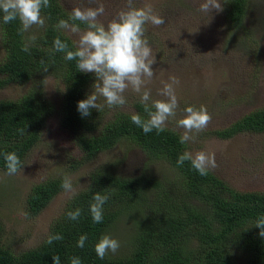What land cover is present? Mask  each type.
I'll use <instances>...</instances> for the list:
<instances>
[{
    "label": "trees",
    "instance_id": "1",
    "mask_svg": "<svg viewBox=\"0 0 264 264\" xmlns=\"http://www.w3.org/2000/svg\"><path fill=\"white\" fill-rule=\"evenodd\" d=\"M50 4L42 9L45 27L36 34L37 40L30 52L21 50L24 41L18 32L19 20L5 24L0 12L3 50L0 88L11 82L29 83L19 98L0 100V169L7 170L5 152L15 151L23 161L39 141L47 117L56 112L53 102L41 89L42 77L51 74L64 84L60 126L82 150L77 165L125 140L139 148L149 160L168 162L176 171L174 184L166 188L145 174L123 177L94 170L90 172L87 187L69 199L62 215L50 223L47 236L39 245L13 254L2 246L0 224V264H54L53 255L60 256L61 264H70L73 256L80 257L82 264H237L234 256L238 252L243 264H264V238L259 236V228L251 226L264 215V192L238 191L213 172L199 175L188 162L178 166L177 159L187 145L179 143L180 133L171 128L160 134L155 131L145 134L132 123V113L121 110L108 119L95 109L89 116H81L78 102L87 97L93 74L77 71L75 61H68L64 53L53 50L56 36L67 40L70 49L73 41L55 28L60 19H68L70 12L59 0H50ZM224 6L231 26H241L246 0H225ZM134 107L136 113L145 115L139 102H135ZM19 129H24L23 134ZM241 131H264V106L212 133L229 138ZM61 183L62 179L51 178L34 184L26 199L29 213H39L61 189ZM96 192L111 194L104 205L103 222L99 224L93 222L89 211ZM138 206L145 212L142 210V224L132 238L134 246L129 255L100 259L95 253L99 238L123 212L139 210ZM77 208L82 210L80 218L69 219L67 213ZM57 233L63 239L47 244L48 236ZM84 234L88 239L85 247L79 248L77 241Z\"/></svg>",
    "mask_w": 264,
    "mask_h": 264
},
{
    "label": "rangeland",
    "instance_id": "2",
    "mask_svg": "<svg viewBox=\"0 0 264 264\" xmlns=\"http://www.w3.org/2000/svg\"><path fill=\"white\" fill-rule=\"evenodd\" d=\"M59 2L68 12L74 6L96 7L98 2L103 3L106 15L101 19L105 22L125 6V0ZM145 2L151 3L154 11L165 18V24L159 27L146 25L145 36L156 53L155 75L147 86L153 99L162 98L158 90L170 76H177L180 84L176 86L179 101L176 120L182 118L188 106L204 105L212 115L207 128L194 142L187 144L186 150L215 153L218 167L211 172L230 187L238 191L264 192V131H241L229 138L212 133L264 106V0H246L244 21L239 27H232L226 18L225 0H221L223 11L213 10L208 14L199 10L204 0H135L138 7ZM41 29L33 26L31 33L25 35L38 34ZM64 33L72 41L77 39ZM2 57L0 43V60ZM42 78L43 95L53 102L56 112L47 117L40 139L25 155L20 171L9 176L7 170L0 169L1 242L15 255L32 249L46 238L50 223L62 215L70 199L61 187L39 213L32 215L26 199L34 184L51 178L63 181L68 175L78 193L87 187L90 172L100 170L123 177L145 174L168 188L169 184L173 186L176 173L168 162L149 160L139 148L125 140L77 165L82 150L60 126L64 84L51 74ZM94 83L93 75L87 95L94 91ZM28 86L29 83L11 82L0 88V100L17 99ZM125 96L128 103L122 108H108L100 97L98 103L104 105L102 116L108 119L117 110L136 112L134 103L138 102V96L130 90ZM168 128H176L175 120H170ZM176 131L181 134L183 129ZM138 207L139 210L123 212L102 234H109L120 242L117 253L106 257L129 255L134 246L132 238L138 233L145 212L142 206ZM234 258L237 264H243L239 252Z\"/></svg>",
    "mask_w": 264,
    "mask_h": 264
},
{
    "label": "clouds",
    "instance_id": "3",
    "mask_svg": "<svg viewBox=\"0 0 264 264\" xmlns=\"http://www.w3.org/2000/svg\"><path fill=\"white\" fill-rule=\"evenodd\" d=\"M50 0H0V12L3 13L5 24L19 20V34L23 38L22 51L30 52L37 40L36 34L31 33L33 26L45 27V17L42 9L50 7ZM201 12L211 13L213 10L223 11L221 0H204L200 5ZM106 15L105 5L97 3L96 7L74 6L68 19H60L55 25L57 31H63L77 37L73 40L70 49L67 40L60 36L54 39V51L64 53L68 61H75L77 71L91 73L95 77L93 89L85 99L78 102L77 110L82 117L91 114L92 109L101 111L104 107L98 103L102 97L108 108L124 107L128 101L125 93L129 90L138 96L145 115L133 112L130 119L133 124L141 128L145 134L155 131L160 134L168 130L170 120H175L176 129H183L179 135V143L187 145L194 142L197 135L204 131L212 120V115L204 105L188 106L184 109L182 118L176 120L179 101L176 86L180 84L177 76L169 77V81L158 90L162 98L153 99L151 83L155 73L153 65L156 63V53L145 36L146 25L161 26L165 18L157 14L151 3L145 2L143 6H136L135 0H125V6L106 22L101 19ZM79 23H76V22ZM84 25V29H81ZM23 134L24 129H19ZM3 158L6 164L7 175L17 174L23 163L17 152H5ZM188 162L192 169L201 176H207L218 167L215 153L206 151H183L177 165L182 166ZM69 198L78 195L73 186L72 179L65 175L61 183ZM110 193L96 192L89 211L94 223H102L104 219V205L110 198ZM82 214L80 208L69 211L67 216L71 220H78ZM255 226L260 229L259 236L264 238V215L259 216ZM61 234H52L47 238V244L61 241ZM88 239L87 234L81 235L77 247L84 248ZM120 248L118 239L109 234L102 235L95 244V253L100 259L115 254ZM54 264H61L59 255H53ZM70 264H82L78 256L71 257Z\"/></svg>",
    "mask_w": 264,
    "mask_h": 264
}]
</instances>
